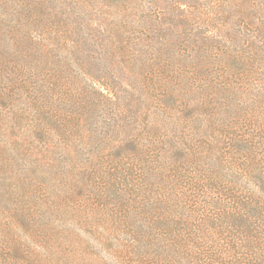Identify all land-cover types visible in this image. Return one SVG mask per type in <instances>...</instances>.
Segmentation results:
<instances>
[{
    "label": "trees",
    "instance_id": "obj_1",
    "mask_svg": "<svg viewBox=\"0 0 264 264\" xmlns=\"http://www.w3.org/2000/svg\"><path fill=\"white\" fill-rule=\"evenodd\" d=\"M139 1L131 0V35L118 28L104 46L114 60L108 70L118 58L135 81V92L116 101L113 81L121 85L124 76L102 77L88 46L104 32L100 16L89 17L85 37L63 9L66 1L0 0V135L9 126L17 133L14 144L30 156L0 158L1 209L11 189L24 204L0 223V264H82L88 248L104 251L98 218L101 205L113 216L112 204L123 208L126 231L120 244L112 243L119 250L110 264H264V0H238L234 7L231 1L227 9L205 5L194 19L204 29L197 28L199 47L218 48L206 60L198 57L205 52L192 59L177 51L184 44L183 15L153 16ZM220 16L245 19L244 33L232 32L229 43L212 25ZM152 31L153 41L147 38ZM144 105L153 109L143 126L138 109ZM109 107L119 108L116 126L100 114ZM134 107L135 118L127 120L124 112ZM161 124L176 129L154 144ZM107 129L120 137L116 143L105 137ZM39 140L51 141L41 157ZM58 140L68 145L65 164ZM79 141L93 148L86 159ZM10 147L1 149L4 155ZM155 151L158 158H149ZM38 183L39 193L70 192L79 204L89 192L88 209L65 207L69 214L59 215L83 219L87 213L84 220L52 227L36 222V215L54 211L38 202ZM86 237L94 242L85 246Z\"/></svg>",
    "mask_w": 264,
    "mask_h": 264
},
{
    "label": "rangeland",
    "instance_id": "obj_2",
    "mask_svg": "<svg viewBox=\"0 0 264 264\" xmlns=\"http://www.w3.org/2000/svg\"><path fill=\"white\" fill-rule=\"evenodd\" d=\"M47 2L48 5L54 6V5H58V4H62L63 2L66 1V3L63 5V9L66 10V12H70L71 17L70 19L72 20H77L78 22V32L83 35V36H87L90 33L91 29L86 28V22L89 19L90 16L96 17L95 13L97 14V16H100L101 20L100 22L103 24V26H101L104 30V32H101V34H99V42L101 43L100 45L98 43L93 42L92 40H90L88 43L90 45L89 49H91V53L93 54V60L96 62V65L94 66V68H99V72L101 74L102 77L108 75L110 78H115V80L118 81L121 80V77H123L122 79V83L121 85L116 83V81H113L115 83V87L116 90H118L119 92V98L116 101H120L121 99H124L125 97H130L131 92H135L134 88L131 87V81H133L131 79V72L130 69L128 67V65L124 64L121 60L117 61L119 62H115L114 63V68L112 67V71H110V69L108 70V67L113 64V58L112 55L110 53V51H107L106 48H104V46L106 44H110L111 42L108 40L110 39L112 32L111 31H115L116 29H120L122 31L127 32L129 35H131V19L135 18V9L132 7L133 3H131V0H93V3H91L92 5L83 2L84 0H45ZM169 1V2H167ZM231 1H234L231 3ZM238 0H140L138 2V4H141L140 2L143 3V5L145 4V6L151 11L150 13L154 14L153 16H155L156 14H158L159 16H169V15H183L185 17V21H181L180 25V30L183 34V41L184 44H182L179 48H177V51H181V54H185L183 55L184 57H186V55H190L192 56V59H194L192 54H196V53H204V49L203 47H199L200 46V38L198 36V33L200 32V30H198L197 28H201L203 29L202 24L197 23L196 21H194L195 18L198 17V15L201 13V10H203V8H206L205 5H209L213 2H217L218 4H223L226 9L229 7L230 3L231 5L234 7ZM96 2V3H95ZM167 2V3H166ZM239 3H241L239 1ZM177 6H181L180 11L177 9ZM174 8H176V10H173ZM61 10V9H59ZM91 10L93 11L92 13ZM183 10V12H182ZM148 12V11H147ZM138 15L140 14V11H137ZM186 13V14H185ZM188 15V17L186 16ZM226 17V15H224ZM224 16H220L219 21H216L217 23L212 24L213 26H220L222 28V32L224 33V35L226 36V40L229 41V43L232 42L231 40V34L232 32H235L236 30H239L240 28V32L244 33L245 30V26L246 23L244 22L245 19H243L240 16L235 17L234 19H230L227 20L225 19ZM204 18H207L204 16H202ZM99 20V19H98ZM242 20V21H239ZM85 22V23H84ZM111 27H115V29H111ZM133 28V27H132ZM216 29V28H215ZM92 32V31H91ZM155 33H157L156 31H152L150 33H147V38H150L152 41L153 39L155 40L156 36ZM230 34V36H229ZM154 36V38H153ZM149 39V40H150ZM150 40V42H151ZM161 40H165L164 38H162ZM198 41V42H197ZM152 43V42H151ZM155 43V42H154ZM110 48V46H109ZM112 48H110L111 50ZM131 49V47H130ZM218 48H216V51L214 49V52L217 53ZM215 53H213L212 51H208L206 50V52L203 55H198L199 58H204V60H206L205 56H208L209 54L214 55ZM188 55V56H189ZM100 57L99 58H97ZM186 61V60H185ZM186 63V62H185ZM94 65V64H93ZM181 66V65H180ZM188 64L186 63L185 65V69L186 71H190V69L188 68ZM77 68V67H75ZM93 68V66H92ZM96 72L92 71L90 74L95 75ZM188 75V74H187ZM192 78L190 80H192V82H196L195 85L198 86L199 82L198 79L196 80V78H194V75H191ZM120 77V78H119ZM195 79V80H194ZM152 80V78H151ZM233 81L236 82V79L233 78ZM135 82V81H133ZM132 82V83H133ZM149 83V81H148ZM98 86V84H96ZM104 88V87H103ZM141 89V88H140ZM127 90V91H125ZM137 91V90H136ZM106 92V91H105ZM108 93V92H106ZM138 93V91H137ZM155 94H158V96H160L161 92L159 93H153V96H155ZM144 96V95H143ZM144 100L148 99L147 97H143ZM153 106H151L149 109L146 108V105L139 107V110H142L143 112H141V124H147V121L150 119L149 116V110L153 109ZM104 110L100 111V114L103 116H105L106 118H104V122L109 123L111 126L113 125H117V120L120 111L118 108V111H116L117 108H103ZM121 110V109H120ZM135 107L132 108L130 111L124 112V117L127 118V120H129L131 118L134 119L135 118ZM165 116V114L163 115ZM123 117V116H122ZM161 119H163L164 117L160 116ZM157 119V118H155ZM5 119H3L2 121H4ZM119 122V121H118ZM122 118L120 123H122ZM109 124H105L109 125ZM186 125L187 124H183L184 129H186ZM161 131L159 132V136L155 137V143H162L164 142V139H166L167 137L169 138L173 132L175 131L176 128L172 127L171 125H167V124H161ZM4 128H6L5 131H3V134L0 135V158H13V156L16 155V158H23L22 155L26 156L27 158H30L29 155L27 154H23L24 152L21 153V151L18 149V145L14 144L13 142V136H16V132L13 130H10V127L7 126L6 124H4ZM111 129H107L106 133L104 134L105 137L109 140V141H113L116 143L117 139H119L120 137H114L111 134ZM144 134V136H147V134H149V132L147 133L146 129H142L141 131V135ZM176 136H178V132L175 134ZM12 138V139H10ZM180 141L179 138L176 137V141ZM65 140H58V142L56 144H54L55 147L58 146V148H56L60 159L62 160L63 164L64 160L68 159V155L66 152V146L65 145ZM186 140H184L185 142ZM95 142V140H94ZM8 143V144H7ZM58 143H61L60 145H58ZM39 146H41V148H39V150L36 152H38V155L41 157L43 155V151H45V148L43 149V146H46L48 144H51V141H47L44 142L42 140H39V142L37 143ZM79 144L81 145L80 148V152H79V156H82L83 159H86V156H88V154H90V152H92L93 148H90L89 145L83 144L81 141H79ZM97 146L98 144L95 143ZM6 145H8V147H10L11 145V149L6 150L7 155L3 154V151L1 150L2 148H5ZM65 147V148H62ZM87 147V148H86ZM86 148V149H85ZM41 149L43 150L41 153ZM196 149H198V147H196ZM4 155V156H3ZM3 156V157H2ZM126 158H129L128 156H125ZM149 158H158L156 156V151L155 154L149 155ZM96 159V158H94ZM102 161L105 160L101 159ZM62 171V170H61ZM34 178H37L36 176ZM61 178V177H59ZM28 180L30 181L31 178L28 177ZM41 181V176L38 179H33V184L36 183L37 181ZM9 183V182H7ZM57 184H60V179L56 182ZM40 184L38 183L37 187H35V189H37V195H39V200L38 202L42 205V206H50L52 208V210H54L52 212V214H49L47 216L44 215V217L41 216V214L36 215V222L41 223L42 225L43 223H47L48 225H51L50 227H52L53 225H60V223L63 224H68L71 223L73 220H75V222L78 221H82L84 220V217L87 215V213L84 214V217L82 219V217H77L79 216L77 214L75 217L71 216V218H67V217H63V216H59V215H68V211L65 210V207H69V208H73V210H76L79 208V206L83 209H88L89 208V204L92 202V196L89 195V192H86V194L84 195L83 198L87 199L86 202L80 203L79 204V200L80 197L75 196L74 198L69 197L68 194L70 193H66L64 191L58 193V194H53V197L50 196L47 192H45L44 190H41V193H39V188ZM60 187V186H59ZM15 190L13 191V189H11V192L7 194V200L2 204V209L0 211V223L1 224H5L8 219L10 218V212L13 211L16 207L18 206H22L24 204H21V198L14 193ZM47 193V200L44 199L45 196H43V194L46 195ZM72 193V192H71ZM96 205V202H93ZM98 206V205H97ZM112 206L114 207V212H113V216L109 215V210L107 208L106 205H101V210L100 212H102V217H99L98 215V219H100L98 221L99 225L103 226V230L105 231L103 238H105V244L108 246H104V251H101L99 249H94V248H88L87 252H86V257L84 258V262H82V264H93L92 262L95 261H103V263L106 264H110L109 262H111L110 260H112L111 258H113L115 256V253H113L114 251H118V247L117 246H113L112 243L114 244H120L119 242L121 241L120 238H123V233L124 231H126L123 228V224L125 223V217L124 213H122V209L123 208H119L117 207V204H112ZM110 207V206H109ZM111 208V207H110ZM60 211L62 213H59L57 211ZM99 211V210H98ZM89 212V211H87ZM122 213V214H121ZM58 215V216H57ZM31 219H32V215H31ZM80 223V222H79ZM85 223V222H84ZM86 234H88L86 232ZM89 240V241H88ZM90 240L92 242H94V238L93 237H86V239H84L83 244L85 246H87V242H89L90 244H92V242H90ZM113 246V247H112ZM85 250V248H83ZM77 252V251H76ZM78 253V252H77ZM119 256H121V254L118 252L117 253ZM105 258V259H104ZM70 262V264L72 263L70 260H68Z\"/></svg>",
    "mask_w": 264,
    "mask_h": 264
}]
</instances>
